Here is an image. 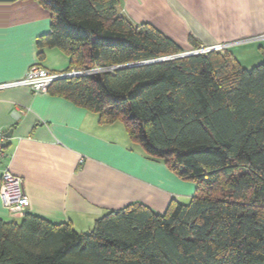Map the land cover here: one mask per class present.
I'll use <instances>...</instances> for the list:
<instances>
[{"label": "trees", "instance_id": "obj_1", "mask_svg": "<svg viewBox=\"0 0 264 264\" xmlns=\"http://www.w3.org/2000/svg\"><path fill=\"white\" fill-rule=\"evenodd\" d=\"M36 1L51 12L37 46L69 57L63 73L86 72L48 92L122 122L148 158L197 189L164 213L111 210L85 232L32 213L0 220V264H264V61L247 69L222 49L143 63L186 51L134 24L119 0Z\"/></svg>", "mask_w": 264, "mask_h": 264}, {"label": "crops", "instance_id": "obj_2", "mask_svg": "<svg viewBox=\"0 0 264 264\" xmlns=\"http://www.w3.org/2000/svg\"><path fill=\"white\" fill-rule=\"evenodd\" d=\"M119 11L136 25H154L184 51L196 50L195 43L223 45L247 69L263 59L264 0H119ZM50 32L51 12L38 1L0 7V83L21 79L34 65L67 71L68 56L37 46ZM0 128L1 167L23 179L30 202L15 212L0 196L4 222L20 223L32 213L85 232L111 210L142 203L164 213L173 200L188 203L197 189L148 158L122 122L102 123L98 113L49 92L0 90Z\"/></svg>", "mask_w": 264, "mask_h": 264}, {"label": "built area", "instance_id": "obj_3", "mask_svg": "<svg viewBox=\"0 0 264 264\" xmlns=\"http://www.w3.org/2000/svg\"><path fill=\"white\" fill-rule=\"evenodd\" d=\"M223 45L214 47H202L201 53L220 51ZM83 74L82 71L68 73H56L42 65H34L29 68L26 75L21 79L0 83V90L13 87H28L36 93H47L51 85L60 78L73 77ZM5 136L0 128V196L6 209L22 212L29 208L30 202L24 190L23 179L11 173L7 166L1 167L4 158Z\"/></svg>", "mask_w": 264, "mask_h": 264}, {"label": "water", "instance_id": "obj_4", "mask_svg": "<svg viewBox=\"0 0 264 264\" xmlns=\"http://www.w3.org/2000/svg\"><path fill=\"white\" fill-rule=\"evenodd\" d=\"M200 53L201 52L196 49V50H192V51L183 52V53L177 54V55L172 56V57H165V58H160V59L149 60V61H146V62H143V63H154V62H159V61H163V60L170 59V58H179V57L190 56V55L200 54ZM143 63H137V65H140V64H143ZM126 66H128V65H119V66H116L115 68L116 69L117 68H123V67H126Z\"/></svg>", "mask_w": 264, "mask_h": 264}, {"label": "rangeland", "instance_id": "obj_5", "mask_svg": "<svg viewBox=\"0 0 264 264\" xmlns=\"http://www.w3.org/2000/svg\"><path fill=\"white\" fill-rule=\"evenodd\" d=\"M262 40L260 39L259 40V42H261ZM264 41V40H263ZM258 45L259 44H256V48L255 49H257V50H259V47H258ZM187 52V51H186ZM264 60L261 58V61H256V62H254V63H252L253 61H251L250 63H246V64H250V65H246V66H248V68L249 69H251V68H253L254 66H257V65H259V64H261L262 62H263ZM72 71H76V70H72ZM72 71H69V72H72ZM68 73V72H67ZM84 74H86V72L85 73H83V74H80V75H84ZM79 76V75H78Z\"/></svg>", "mask_w": 264, "mask_h": 264}]
</instances>
